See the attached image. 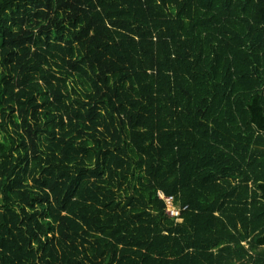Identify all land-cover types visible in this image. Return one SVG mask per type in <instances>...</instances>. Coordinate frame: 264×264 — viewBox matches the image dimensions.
<instances>
[{
    "label": "trees",
    "instance_id": "16d2710c",
    "mask_svg": "<svg viewBox=\"0 0 264 264\" xmlns=\"http://www.w3.org/2000/svg\"><path fill=\"white\" fill-rule=\"evenodd\" d=\"M0 264H264V0H0Z\"/></svg>",
    "mask_w": 264,
    "mask_h": 264
},
{
    "label": "built area",
    "instance_id": "2783aa9c",
    "mask_svg": "<svg viewBox=\"0 0 264 264\" xmlns=\"http://www.w3.org/2000/svg\"><path fill=\"white\" fill-rule=\"evenodd\" d=\"M156 195L164 202L165 214L173 218L175 222H181L183 219L181 216V210H183L185 207H180L179 205H176L174 203L173 196L164 194L160 189L156 191Z\"/></svg>",
    "mask_w": 264,
    "mask_h": 264
}]
</instances>
